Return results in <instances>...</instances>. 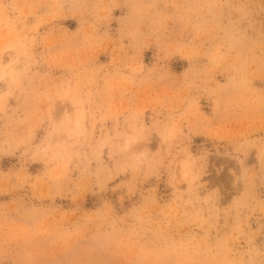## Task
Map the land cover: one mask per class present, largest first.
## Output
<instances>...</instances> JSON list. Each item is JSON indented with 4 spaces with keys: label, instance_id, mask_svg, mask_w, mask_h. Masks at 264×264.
Listing matches in <instances>:
<instances>
[{
    "label": "rangeland",
    "instance_id": "obj_1",
    "mask_svg": "<svg viewBox=\"0 0 264 264\" xmlns=\"http://www.w3.org/2000/svg\"><path fill=\"white\" fill-rule=\"evenodd\" d=\"M0 264H264V0H0Z\"/></svg>",
    "mask_w": 264,
    "mask_h": 264
}]
</instances>
